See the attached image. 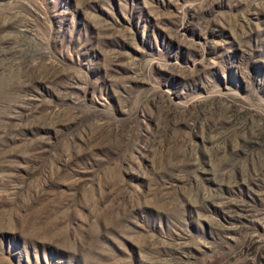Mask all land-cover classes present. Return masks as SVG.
Instances as JSON below:
<instances>
[{"label": "rangeland", "instance_id": "1", "mask_svg": "<svg viewBox=\"0 0 264 264\" xmlns=\"http://www.w3.org/2000/svg\"><path fill=\"white\" fill-rule=\"evenodd\" d=\"M0 264H264V0H0Z\"/></svg>", "mask_w": 264, "mask_h": 264}]
</instances>
